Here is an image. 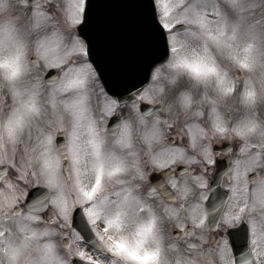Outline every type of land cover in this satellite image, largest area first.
Masks as SVG:
<instances>
[{
  "label": "snow or ice",
  "instance_id": "snow-or-ice-1",
  "mask_svg": "<svg viewBox=\"0 0 264 264\" xmlns=\"http://www.w3.org/2000/svg\"><path fill=\"white\" fill-rule=\"evenodd\" d=\"M33 3L39 26L50 6ZM65 12L76 33L69 54L79 62L68 64L41 47L48 68L64 69L48 80L52 105L58 92H75L59 100L71 119L65 124L61 115L55 130H40L35 143L29 136L21 145L20 133L41 106L35 88L13 86L20 105L7 120V142L0 134V255L9 264H264V126L251 114L230 125L224 110L233 96L249 107L257 103L254 83L238 77L254 70L264 46L260 22L232 19L218 0H68ZM178 29L203 44L173 66L195 85H214L216 95H204L212 104V128L241 141L225 149V161L207 140L208 129L194 120L187 125L190 140L173 134L151 153L155 186L145 195L141 185L121 178L127 165L108 148L100 122L114 118L117 143L131 144V124L117 110L128 98L142 120L153 115L144 102L157 103L158 61L183 47ZM7 47L2 55L0 38V66L15 76L22 44ZM90 84L102 97L99 117L89 104ZM181 95L190 108L192 92L185 87ZM204 115L202 108L196 113ZM161 119L153 121L149 143L164 140L165 127L183 131L178 117ZM137 172L148 179L139 162Z\"/></svg>",
  "mask_w": 264,
  "mask_h": 264
},
{
  "label": "clouds",
  "instance_id": "clouds-1",
  "mask_svg": "<svg viewBox=\"0 0 264 264\" xmlns=\"http://www.w3.org/2000/svg\"><path fill=\"white\" fill-rule=\"evenodd\" d=\"M50 7L47 11L50 13L48 20L37 26L36 18L33 16L34 3L33 0H0V38L4 41V52L7 55L8 45L14 40H18L22 44L20 67L17 75H12V69L7 66H0V134H3L5 142H7V120L12 115L13 110L20 105V97L15 94L14 85L22 91H31L33 88L38 92L41 111L39 114L30 118V122L26 124L20 133V143L23 145L28 142L29 136L33 143L36 142V136L40 130H55L57 120L61 115L64 117L65 124L70 122V115L63 106L59 104V100L64 95H74L75 92L67 94L57 93V106L51 103L53 86L45 81L43 73L47 67V60L44 56V48L49 49V56L61 55L65 56L68 64L79 62V58L74 54H69L72 40L75 36V29L67 18L65 7L68 0H45ZM219 4L231 15L234 20L244 18L246 22L257 21L260 28H264V0H218ZM255 7H250V5ZM193 27L195 25H186ZM179 33V42L183 47L177 53L171 54L164 61L157 65L158 78L154 81L156 104H153L154 113L152 116L145 117L147 123L141 119L139 110L133 106V101L126 98V102H122L117 110L120 114L121 121H129L131 124V144L122 145L117 143L118 136L112 135L113 126H107V117L101 121V127H107L105 133L108 148L115 151L126 163L127 169L122 175L133 187L141 185V191L147 194L150 186H155L150 180L152 168L150 155L154 150L165 146L168 143V136L176 134L182 136L185 141L190 140V131L187 127L189 123L198 119L204 127L208 129L207 140L214 144L221 143L225 140L239 143L241 138L234 133L222 135L215 132L212 128V104L209 100L204 99L205 91L209 96L216 95L214 85L209 84L207 89L205 85H195V82L186 72L174 67V63L178 56L188 54L193 50L199 51L203 44L202 40L194 39L184 30H177ZM260 44V42H258ZM244 47L243 41L240 43V55ZM238 65L231 64L232 71L237 69ZM62 71L64 69L62 68ZM155 71V69H154ZM250 79L257 90L258 98L254 107L242 103V96H233L230 98L225 113L229 118V124L235 125L241 119L253 115L264 126V46L259 48L257 62L254 70L246 71L245 75L238 77L239 81ZM187 87L193 95V102L190 108L186 107L182 102V93ZM94 84L89 85L88 93L97 117L101 115L100 104L92 97L98 96L95 91ZM25 96L27 91L24 92ZM203 109L205 115L196 116L199 109ZM147 111V110H145ZM160 116L161 124L165 119L171 120L178 117L179 125L183 127L182 132L170 133L165 127L164 140L153 141L149 143L153 128V121ZM118 123V121L116 122ZM253 142L260 139L259 132L253 136ZM183 142V141H182ZM190 151H192L190 149ZM195 151H198L195 150ZM217 155L224 157V152L217 151ZM140 163L147 172L148 179H142L137 172V163ZM215 175V167L208 172L211 178ZM264 175V174H261ZM119 187V185H117ZM0 264H9L8 259L4 255H0Z\"/></svg>",
  "mask_w": 264,
  "mask_h": 264
},
{
  "label": "flooded vegetation",
  "instance_id": "flooded-vegetation-1",
  "mask_svg": "<svg viewBox=\"0 0 264 264\" xmlns=\"http://www.w3.org/2000/svg\"><path fill=\"white\" fill-rule=\"evenodd\" d=\"M52 69H56V68H46V70L44 71V73H43V78H44V80L46 81V76H47V74L49 73V71L50 70H52ZM56 71H57V75L58 76H62L63 75V71H62V69H56ZM96 91V90H95ZM92 99H94L96 102H99V101H102V97H99V96H94V97H92ZM89 104H90V106L92 107V104L89 102ZM111 117L110 118H108V120H107V126L109 127V124H110V122H111ZM117 122V121H116ZM116 122H114V124L116 123ZM58 137H60V136H58ZM232 142L231 141H228V140H225V141H223V142H221V143H217L216 144V151H221V152H224L225 151V149L231 144ZM221 159H224L225 161H227V157L226 156H224V157H222ZM150 179H151V176H150Z\"/></svg>",
  "mask_w": 264,
  "mask_h": 264
},
{
  "label": "water",
  "instance_id": "water-1",
  "mask_svg": "<svg viewBox=\"0 0 264 264\" xmlns=\"http://www.w3.org/2000/svg\"><path fill=\"white\" fill-rule=\"evenodd\" d=\"M127 2L128 3H135L136 0H127ZM161 61H163V60H161ZM161 61H158V63L161 62ZM48 77L50 79V78H52V75L51 76H48ZM145 105H146V107L144 108V110L152 109L154 107L153 105H150V104H147V103H145Z\"/></svg>",
  "mask_w": 264,
  "mask_h": 264
}]
</instances>
